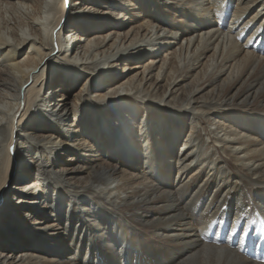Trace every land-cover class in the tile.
I'll use <instances>...</instances> for the list:
<instances>
[{
    "label": "bare ground",
    "instance_id": "6f19581e",
    "mask_svg": "<svg viewBox=\"0 0 264 264\" xmlns=\"http://www.w3.org/2000/svg\"><path fill=\"white\" fill-rule=\"evenodd\" d=\"M129 262L264 264V0H0V264Z\"/></svg>",
    "mask_w": 264,
    "mask_h": 264
},
{
    "label": "rangeland",
    "instance_id": "374dc122",
    "mask_svg": "<svg viewBox=\"0 0 264 264\" xmlns=\"http://www.w3.org/2000/svg\"><path fill=\"white\" fill-rule=\"evenodd\" d=\"M69 54H70V53H69ZM124 64H125V63H124ZM124 64H123L122 66H120V69H123ZM126 65H127V67L132 66L131 63H127ZM108 69H109V68H108ZM139 72H140V71H138V72H136V73H139ZM82 83H83V80L79 82V84H80L79 88L81 87V84H82ZM77 90H78V89L76 88L75 91H77ZM72 94H74V92H72ZM72 94H71V95H72ZM72 96H73V95H72ZM72 98H73V97H72ZM62 160H64V161L66 162L67 158L62 157ZM20 161H21V160H20ZM20 161H19V158H18V159L16 158V160H15L16 164H14V168H16V166L18 165V163H19ZM15 162H14V163H15ZM17 162H18V163H17ZM61 162H63V161H61ZM66 163H69V161H67ZM31 167H33V166H30L29 169H30ZM29 169H28V170H29ZM129 264H133V263H132V262H129Z\"/></svg>",
    "mask_w": 264,
    "mask_h": 264
},
{
    "label": "snow or ice",
    "instance_id": "6c2138e0",
    "mask_svg": "<svg viewBox=\"0 0 264 264\" xmlns=\"http://www.w3.org/2000/svg\"><path fill=\"white\" fill-rule=\"evenodd\" d=\"M65 2H67V0H65Z\"/></svg>",
    "mask_w": 264,
    "mask_h": 264
}]
</instances>
